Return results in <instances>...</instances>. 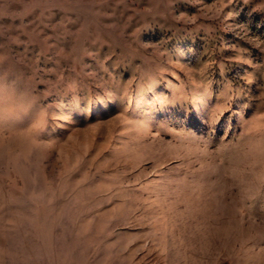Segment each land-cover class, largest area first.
Returning a JSON list of instances; mask_svg holds the SVG:
<instances>
[{"label": "rangeland", "instance_id": "374dc122", "mask_svg": "<svg viewBox=\"0 0 264 264\" xmlns=\"http://www.w3.org/2000/svg\"><path fill=\"white\" fill-rule=\"evenodd\" d=\"M0 264H264V0H0Z\"/></svg>", "mask_w": 264, "mask_h": 264}]
</instances>
